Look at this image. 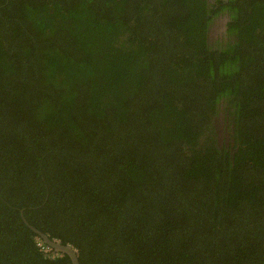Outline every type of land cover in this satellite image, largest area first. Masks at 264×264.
<instances>
[{
    "label": "trees",
    "instance_id": "obj_1",
    "mask_svg": "<svg viewBox=\"0 0 264 264\" xmlns=\"http://www.w3.org/2000/svg\"><path fill=\"white\" fill-rule=\"evenodd\" d=\"M22 210L81 264H264V0H0V264H72Z\"/></svg>",
    "mask_w": 264,
    "mask_h": 264
},
{
    "label": "water",
    "instance_id": "obj_2",
    "mask_svg": "<svg viewBox=\"0 0 264 264\" xmlns=\"http://www.w3.org/2000/svg\"><path fill=\"white\" fill-rule=\"evenodd\" d=\"M213 1V0H210ZM228 18L225 17L224 19L221 20V24H222V28H221V32H225L226 28L223 26V24H226ZM225 28V29H224ZM224 117V115L222 114V118ZM22 217L24 222L26 223V225L31 228L37 235H39L42 240L44 241L45 244H47V246L52 249V253L53 255H57V254H68L72 260V264H81L80 260H79V254L77 249L71 245V244H63L60 241L56 240V239H51L47 234H45L43 231L37 229L35 226H33L32 224H30L28 222V220L25 218L24 216V211L22 210Z\"/></svg>",
    "mask_w": 264,
    "mask_h": 264
},
{
    "label": "flooded vegetation",
    "instance_id": "obj_3",
    "mask_svg": "<svg viewBox=\"0 0 264 264\" xmlns=\"http://www.w3.org/2000/svg\"><path fill=\"white\" fill-rule=\"evenodd\" d=\"M226 17V16H225ZM222 19H224V18H221L220 20H218L216 23H215V27H214V31L216 32V33H218V32H220V30H221V28H222V24H221V20ZM225 29V28H224ZM222 33H223V31H222Z\"/></svg>",
    "mask_w": 264,
    "mask_h": 264
},
{
    "label": "rangeland",
    "instance_id": "obj_4",
    "mask_svg": "<svg viewBox=\"0 0 264 264\" xmlns=\"http://www.w3.org/2000/svg\"><path fill=\"white\" fill-rule=\"evenodd\" d=\"M217 33L215 31L212 32V36H216Z\"/></svg>",
    "mask_w": 264,
    "mask_h": 264
}]
</instances>
